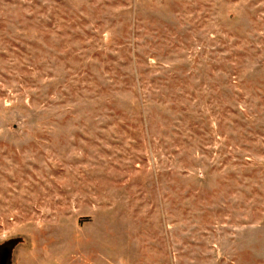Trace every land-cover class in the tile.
I'll return each instance as SVG.
<instances>
[{"label": "rangeland", "instance_id": "obj_1", "mask_svg": "<svg viewBox=\"0 0 264 264\" xmlns=\"http://www.w3.org/2000/svg\"><path fill=\"white\" fill-rule=\"evenodd\" d=\"M3 247L264 264V0H0Z\"/></svg>", "mask_w": 264, "mask_h": 264}, {"label": "water", "instance_id": "obj_2", "mask_svg": "<svg viewBox=\"0 0 264 264\" xmlns=\"http://www.w3.org/2000/svg\"><path fill=\"white\" fill-rule=\"evenodd\" d=\"M0 253L1 254H3V253L4 254H7L8 253V248L7 247L1 248ZM5 262H6V258H1L0 264H5Z\"/></svg>", "mask_w": 264, "mask_h": 264}, {"label": "flooded vegetation", "instance_id": "obj_3", "mask_svg": "<svg viewBox=\"0 0 264 264\" xmlns=\"http://www.w3.org/2000/svg\"><path fill=\"white\" fill-rule=\"evenodd\" d=\"M7 254H1V258H7V256H6Z\"/></svg>", "mask_w": 264, "mask_h": 264}]
</instances>
